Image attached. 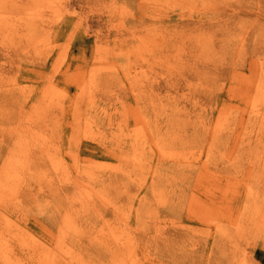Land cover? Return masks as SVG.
Returning <instances> with one entry per match:
<instances>
[{"label": "rangeland", "instance_id": "rangeland-1", "mask_svg": "<svg viewBox=\"0 0 264 264\" xmlns=\"http://www.w3.org/2000/svg\"><path fill=\"white\" fill-rule=\"evenodd\" d=\"M165 6L190 20L166 24ZM178 33L185 41L169 44ZM179 62L192 117L209 114L222 90L228 103L214 113L213 131L231 129L241 111L243 134L264 131V0H0V193L12 196L0 204V242L60 234L71 253L54 262L47 249L12 256L0 248V264H202L172 256L201 253L202 231H214L216 204L234 187L232 165L262 151L234 149L225 166L203 159L187 169L183 140L144 141L129 113L134 98L147 107L143 118L159 117L171 96L144 92ZM198 186L215 195L210 213L192 198ZM257 219L264 226V213ZM173 228L184 232L174 244ZM228 230L243 236L216 251L221 264H264L262 231ZM106 243L118 249L98 260Z\"/></svg>", "mask_w": 264, "mask_h": 264}, {"label": "bare ground", "instance_id": "bare-ground-1", "mask_svg": "<svg viewBox=\"0 0 264 264\" xmlns=\"http://www.w3.org/2000/svg\"><path fill=\"white\" fill-rule=\"evenodd\" d=\"M175 10L176 9L168 7L164 8L160 18L168 24L172 17H177L180 26H183L190 20L183 18V14L181 12H176ZM196 23H198V21ZM175 38L177 39L175 40ZM167 41L169 44L173 41L182 43L185 41V36L184 34L178 33L175 36H171ZM167 41L165 42L166 44ZM185 64L186 62H179L174 67L167 69L164 74L163 72L159 73L157 75L159 77V82L152 87V92H144L156 93L161 92L162 90L167 96H171L170 99L172 100V104L168 103L166 107H161L160 110L162 114L159 117L155 119L142 117V114L147 107L139 105L140 96L138 99L134 98V101L138 100L137 112L130 109L129 113L134 116V123L143 129L144 133L142 134V137L144 138V141L145 139L156 141L159 138L170 136H175L176 138L183 140L184 145H186L188 149H191V151L187 150L188 152L186 153V155H188L186 159L192 157L191 160L186 162V165L184 164L187 169L195 168L196 164H194V162H199L203 159H205L204 165H215L216 162L220 166H225L228 163V159H230L233 154L232 152L234 149H239L241 151L244 150V147H250L255 151H262V154H256L258 159H236L235 163L232 165L236 177L234 187L228 193L224 194L216 204L217 209L214 211L216 219L214 215H212V218L214 219L210 220L214 231H208L209 228L207 229V233L202 231V234L208 236L206 244L200 249L202 255L199 252H193L189 255L179 253L172 256L175 261L179 262H193L201 257L202 264H221L224 259L223 254L221 255L219 251L217 256L216 251L218 252V249L222 251V247H224L228 240L234 241L242 239L243 236L241 235L232 238L233 233L228 230V226L240 223L245 231L250 230L253 234L262 231L264 238V226L260 222H257V217L264 213V181L262 180L264 177V131H261L260 133L257 132L254 135L246 136L243 134L241 132V120L244 117L242 111L236 115L231 129L223 132L213 131L210 127L214 119V113L217 110L223 109L224 105L226 106L228 103L223 98L222 90L214 97L215 107L213 106L211 108L209 114L192 117L191 108L188 106L189 99L184 98V87L186 86L187 78ZM197 70L198 69H195V71ZM244 101V97H240L235 102L243 105ZM139 113L141 114V117L138 116ZM123 114H125L124 108L119 112L120 117L124 116ZM125 128L127 129L128 125H125L122 129V131L126 133L127 131H125ZM182 133H184L185 136L180 135ZM124 136L127 137V135ZM208 141H210V144L206 145V142ZM132 142L139 144L135 138L132 139ZM184 153L185 151H182L181 155H184ZM173 158H175V161L179 162L180 157L174 156ZM131 165L133 168L135 167L134 164ZM251 172L262 175L259 178L257 177V181H255L254 179H251ZM203 187L204 186H198V196L196 197L193 194L192 198L197 201L196 203L198 206H201L202 211H208L207 209L210 204L212 207L215 205V195L212 197V195L209 194V190L202 189ZM184 194L185 190L180 189L178 193H175V196L180 197V195ZM11 197L12 196L8 195V193H0V204L5 207V205L12 200ZM141 200L142 198L139 199V201ZM211 211L212 210L208 211V213ZM67 216V214H63L59 219ZM2 227L6 229L7 227L16 228L18 230L21 229L17 225L8 221H4ZM33 228V226L26 227L27 231ZM169 233H172L171 242L173 244L180 241L184 236V232L178 228H173ZM51 240L55 241V245L54 247L49 248L48 245L49 243H52ZM105 246V249L98 252V260H104L106 256L113 255V252L118 249V247L109 243H106ZM0 248H3L6 254L12 256L25 253L33 254L39 250L47 249L52 255L54 262H65V258L70 257L71 254L69 245L61 239L60 234H58L57 237L50 235V239L48 240L37 239L18 246L13 245L7 247V245L0 242ZM6 262L2 264H7ZM72 264L85 263L78 258L74 259ZM122 264H129V262L125 261Z\"/></svg>", "mask_w": 264, "mask_h": 264}]
</instances>
